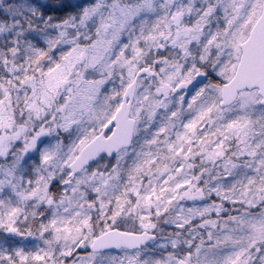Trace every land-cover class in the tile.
I'll list each match as a JSON object with an SVG mask.
<instances>
[{"label":"rangeland","instance_id":"1","mask_svg":"<svg viewBox=\"0 0 264 264\" xmlns=\"http://www.w3.org/2000/svg\"><path fill=\"white\" fill-rule=\"evenodd\" d=\"M263 1L0 0V264H264V109H220ZM22 33L53 41L30 62ZM146 67L172 90L207 80L170 101L141 80L132 149L66 186ZM113 229L159 238L91 253Z\"/></svg>","mask_w":264,"mask_h":264},{"label":"water","instance_id":"2","mask_svg":"<svg viewBox=\"0 0 264 264\" xmlns=\"http://www.w3.org/2000/svg\"><path fill=\"white\" fill-rule=\"evenodd\" d=\"M180 0H173L177 2ZM242 58L238 67L235 78L231 83L224 85L222 90L223 109L233 106L241 92L259 90L262 97V106L264 107V5L262 17L254 27L248 41L242 45ZM151 69L141 70L135 82L128 88L125 93L121 109L116 114L114 120L108 125L105 131L98 136L91 144L83 149L76 161L70 166L72 172L71 179L90 168L101 158L108 157L113 159L123 149L131 148L134 141V128L136 122L131 119V110L134 103L138 81L142 77H153ZM206 77L199 75L195 82L184 83L173 95L185 91L187 95L192 92L203 82ZM161 95L166 98L170 96L168 87L161 89ZM114 128L113 134L106 138V134ZM43 141L38 138L34 141L32 147L26 152L29 156L41 147ZM157 239L156 235L149 233L130 234L120 231H111L101 238L97 239L92 247L95 253L105 251H120L122 249L136 250L143 249Z\"/></svg>","mask_w":264,"mask_h":264}]
</instances>
